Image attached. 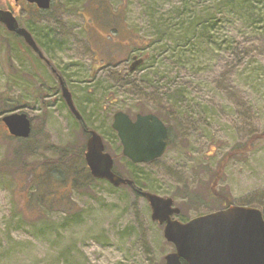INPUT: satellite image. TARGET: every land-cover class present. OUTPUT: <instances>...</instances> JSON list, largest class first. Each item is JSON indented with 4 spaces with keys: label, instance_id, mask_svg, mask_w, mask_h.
<instances>
[{
    "label": "rangeland",
    "instance_id": "374dc122",
    "mask_svg": "<svg viewBox=\"0 0 264 264\" xmlns=\"http://www.w3.org/2000/svg\"><path fill=\"white\" fill-rule=\"evenodd\" d=\"M250 1L243 9L227 0H53L34 22L27 0L0 7L34 29L116 171L135 172L141 189L173 197L181 209L174 217L187 221L227 206L224 198L264 213V0ZM156 34L163 39L156 47L177 49L159 48L154 81L149 60L130 65L140 52L135 42ZM17 97L15 111L28 113L33 131L23 142L0 132V264H165L174 244L128 186L93 181L74 189L69 204L31 215L23 180L1 173L26 144L35 154L25 163L40 166L63 147H83L88 135L50 64L0 23V110ZM118 110L165 118L172 136L162 157L131 163L112 126Z\"/></svg>",
    "mask_w": 264,
    "mask_h": 264
},
{
    "label": "water",
    "instance_id": "95a60500",
    "mask_svg": "<svg viewBox=\"0 0 264 264\" xmlns=\"http://www.w3.org/2000/svg\"><path fill=\"white\" fill-rule=\"evenodd\" d=\"M27 1L42 9H48L52 3V0ZM0 22L44 56L32 33L20 24L11 9L0 7ZM146 57L134 55L130 69H136ZM59 80L70 109L82 120L69 87L61 76ZM2 120L15 137L28 138L32 134V120L25 111L6 113ZM112 126L121 140L123 154L135 163L157 159L168 148V126L156 113H138L133 119L129 113L119 110L114 114ZM88 131L85 159L91 174L114 186H131L149 202L152 219L164 224V236L175 246L165 256V264H183V261L186 264H264V213L260 208L231 204L186 222L174 218L181 211L174 205V198L138 188L132 178L116 172L114 157L106 150L102 135L95 129Z\"/></svg>",
    "mask_w": 264,
    "mask_h": 264
},
{
    "label": "trees",
    "instance_id": "16d2710c",
    "mask_svg": "<svg viewBox=\"0 0 264 264\" xmlns=\"http://www.w3.org/2000/svg\"><path fill=\"white\" fill-rule=\"evenodd\" d=\"M226 1V0H225ZM229 3H236L240 4L243 9L247 7H251L250 0H227ZM29 7L32 9L31 17L29 20L31 22L35 21L36 14L39 11V8L31 3H28ZM52 6V5H51ZM204 12V11H203ZM251 12V11H250ZM207 13V12H204ZM208 14V13H207ZM110 21V18H108ZM111 22V21H110ZM32 31L34 30L30 25L29 28ZM116 30L115 27L112 28V31ZM11 35L17 38H22L15 32L8 31ZM111 36V34H109ZM23 39V38H22ZM24 40V39H23ZM163 39L159 37V34L153 35V37L149 38V40H142L135 42L137 45V49H139V54H146L148 53V57L146 58L145 62L142 64L144 65L146 61L149 60V77L150 80L155 81V77L153 76L154 68L158 65L159 60H161V53L168 52L171 50L173 53L174 50L177 48L169 47L166 49V46H159L156 47ZM31 51H34L29 45H27ZM163 48L162 52H159V48ZM158 48V49H157ZM113 64V63H112ZM140 65L139 67L141 68ZM151 69V70H150ZM154 78H153V77ZM171 88L172 86L169 85L167 88ZM179 92V91H175ZM6 100L3 108L0 112H11L14 111L18 104L20 103V98L8 100V98L3 99ZM157 113V112H156ZM158 114V113H157ZM162 117L164 120L165 118ZM3 122L0 121V132L7 135L9 134L8 130L3 125ZM87 127V126H86ZM85 131V130H84ZM86 134H88L85 131ZM10 135V134H9ZM11 136V135H10ZM172 136V133H171ZM13 137V136H11ZM16 138V137H13ZM19 140H31V139H22L18 138ZM171 139V138H170ZM252 140V139H251ZM27 143V142H26ZM85 148L86 145H83L81 148H70V147H63L59 149V157L57 159H46L40 166L36 163L28 164L24 161V155L26 154H35V149L33 146L26 144L24 147H20L17 149V153L14 155L13 159L5 163V169L1 170V173L4 171H12L13 174L17 173L19 178L23 180V188H25V192L27 193V197L25 196V206H32L30 209V214H37L39 213L40 209H44V207L52 205L57 206L60 204H69L68 201L71 199V194L74 189H79L81 186L88 185L93 183V181H98L101 179L95 178L87 166L85 160ZM229 156V155H228ZM156 161V160H154ZM152 161V162H154ZM133 165L136 163L131 162ZM133 179L135 185L137 187H141L140 185V177L135 172H132L129 176ZM128 186L134 193L138 194L132 187ZM112 187H114L112 185ZM224 198V201L227 202V205H230V201Z\"/></svg>",
    "mask_w": 264,
    "mask_h": 264
},
{
    "label": "flooded vegetation",
    "instance_id": "af4514ba",
    "mask_svg": "<svg viewBox=\"0 0 264 264\" xmlns=\"http://www.w3.org/2000/svg\"><path fill=\"white\" fill-rule=\"evenodd\" d=\"M41 59L46 61L49 64V62L46 60V58L41 57ZM183 264H185V263H183Z\"/></svg>",
    "mask_w": 264,
    "mask_h": 264
}]
</instances>
